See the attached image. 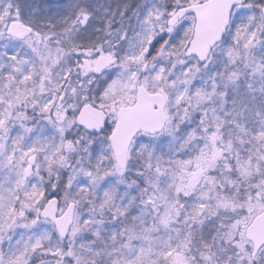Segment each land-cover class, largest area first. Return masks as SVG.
I'll list each match as a JSON object with an SVG mask.
<instances>
[{"label":"snow or ice","instance_id":"6c2138e0","mask_svg":"<svg viewBox=\"0 0 264 264\" xmlns=\"http://www.w3.org/2000/svg\"><path fill=\"white\" fill-rule=\"evenodd\" d=\"M0 264H264V0H0Z\"/></svg>","mask_w":264,"mask_h":264}]
</instances>
